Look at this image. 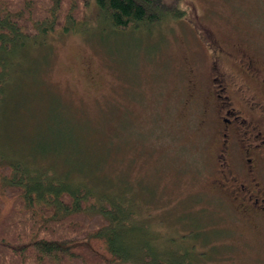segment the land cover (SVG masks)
<instances>
[{"label":"rangeland","instance_id":"374dc122","mask_svg":"<svg viewBox=\"0 0 264 264\" xmlns=\"http://www.w3.org/2000/svg\"><path fill=\"white\" fill-rule=\"evenodd\" d=\"M160 1L183 16L119 32L88 0L86 24L50 32L43 49L7 69L5 89L21 87L23 99L8 110L4 129L43 139L60 160L98 166L102 188L124 182L142 198L154 242L204 249V264H264V227H254L215 186L211 125L188 100L191 66L199 72L212 54L202 33L221 37L235 26L264 47V0ZM200 221L208 235L196 239L190 231Z\"/></svg>","mask_w":264,"mask_h":264},{"label":"trees","instance_id":"16d2710c","mask_svg":"<svg viewBox=\"0 0 264 264\" xmlns=\"http://www.w3.org/2000/svg\"><path fill=\"white\" fill-rule=\"evenodd\" d=\"M96 2L104 23L119 32L183 16L160 0ZM87 5L88 0H0V264H204V249L154 242L158 234L139 211L142 198L125 190L124 182L102 188L94 179L98 166L60 160L59 149L43 139L20 137L15 129L10 137L4 129L8 110L23 99L21 87L5 89L7 69L43 49L50 32L86 24ZM9 115L14 117L11 110ZM201 223H192L196 239L208 235Z\"/></svg>","mask_w":264,"mask_h":264},{"label":"flooded vegetation","instance_id":"af4514ba","mask_svg":"<svg viewBox=\"0 0 264 264\" xmlns=\"http://www.w3.org/2000/svg\"><path fill=\"white\" fill-rule=\"evenodd\" d=\"M221 37L203 32L210 59L194 73L190 107L203 108L213 133L214 184L230 194L237 211L264 227V47L252 37L223 28ZM190 78V77H189ZM242 213V214H241Z\"/></svg>","mask_w":264,"mask_h":264}]
</instances>
